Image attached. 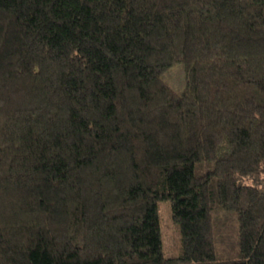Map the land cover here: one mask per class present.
Wrapping results in <instances>:
<instances>
[{
  "label": "trees",
  "instance_id": "16d2710c",
  "mask_svg": "<svg viewBox=\"0 0 264 264\" xmlns=\"http://www.w3.org/2000/svg\"><path fill=\"white\" fill-rule=\"evenodd\" d=\"M0 264H264V0H0Z\"/></svg>",
  "mask_w": 264,
  "mask_h": 264
},
{
  "label": "rangeland",
  "instance_id": "374dc122",
  "mask_svg": "<svg viewBox=\"0 0 264 264\" xmlns=\"http://www.w3.org/2000/svg\"><path fill=\"white\" fill-rule=\"evenodd\" d=\"M164 79L175 92L181 93L185 87V73L182 64H175ZM157 213L164 256H180L182 252V235L179 224L173 219L170 202L160 201L157 206Z\"/></svg>",
  "mask_w": 264,
  "mask_h": 264
}]
</instances>
